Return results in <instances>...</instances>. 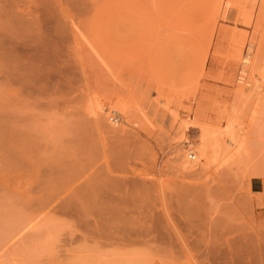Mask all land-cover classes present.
<instances>
[{"label": "rangeland", "instance_id": "rangeland-1", "mask_svg": "<svg viewBox=\"0 0 264 264\" xmlns=\"http://www.w3.org/2000/svg\"><path fill=\"white\" fill-rule=\"evenodd\" d=\"M263 67L264 0H0V264H264Z\"/></svg>", "mask_w": 264, "mask_h": 264}, {"label": "bare ground", "instance_id": "bare-ground-1", "mask_svg": "<svg viewBox=\"0 0 264 264\" xmlns=\"http://www.w3.org/2000/svg\"><path fill=\"white\" fill-rule=\"evenodd\" d=\"M214 2V1H213ZM220 8V7H219ZM218 9V8H217ZM213 10H214V8H213ZM249 49H248V51H247V53L245 54V56H243L242 58H240L239 60L242 62V66L244 67V69H246L247 68V66L249 65V63H250V54H251V52H250V50H251V48H252V44H249V47H248ZM239 54V53H238ZM251 65V64H250ZM261 67V66H260ZM258 68V67H257ZM264 68V67H263ZM259 69V68H258ZM262 69V68H261ZM261 69H260V71H261ZM243 72H244V70H242ZM252 72V71H251ZM262 73V72H261ZM254 74V73H253ZM254 76V75H253ZM253 76H249V78H250V80H253ZM260 78V77H259ZM242 79V78H241ZM255 80V79H254ZM262 80L264 81V76H261V80L259 81V82H262ZM251 82V81H250ZM255 82H257V81H255ZM249 83H247V85H248ZM253 84H255V83H253ZM260 83H258L257 82V84L256 85H254V90H256V91H261L260 89H261V86L262 85H259ZM264 86V85H263ZM258 93V92H257ZM256 94V93H255ZM121 111V110H120ZM119 111V109L117 110V109H114V110H109V112L110 113H112L113 115H115L117 118H121L120 116L122 115V113ZM228 121H229V119H227ZM232 121V119L230 118V121L229 122H231ZM237 121V120H236ZM233 122V121H232ZM231 122V124H233L234 125V123L235 122H233L232 123ZM195 123H198V122H196L195 121ZM195 123H191V125L193 126L192 128H197L196 126H198L199 127V125L198 124H195ZM229 124V123H228ZM190 125V126H191ZM237 125V127L239 126L238 124H236ZM229 127H230V129L229 130H231V131H229L230 132V134H229V132L227 131V127H225L226 129V134L228 135H225V133L223 134V136H227L228 137V139H225V137H224V139L225 140H223L222 141V139L220 140L219 138H222V136H221V134H219L218 133V130L216 131L220 136L218 137V140H216L214 137L216 136L215 134H213V131L214 130H212V133H210V134H212V136L213 137H211L210 135H209V137H208V134H209V132H210V130H208V129H204V126H203V128H200L199 127V129H201L200 130V134L198 135V137H197V139H196V142H197V144H196V146H195V142L193 143L194 145H192V146H190V149H188L187 151H185L186 153L188 152V151H192V154L191 153H189V154H187L186 155V158H187V160L185 161H183L184 163V165L182 164V166L185 168L184 170H186V169H188V171H193V170H196L198 167H200V166H202L203 164L202 163H200V160H206V159H211L212 157V155L211 154H213L214 153V148H215V151H216V149L218 148V147H221L222 145H218V143H217V145L215 146V145H213L212 143H213V139H215L217 142H221V144H222V142H224L223 143V146L222 147H224V150H225V152L227 151V148H228V150H229V148H231V147H233V145H235V144H237V143H239V142H237V138L235 137V136H233L234 134H233V128L231 129V125L229 124L228 125ZM232 127H234V126H232ZM237 127H236V129H237ZM235 128V127H234ZM198 129V130H199ZM238 130V129H237ZM209 131V132H208ZM240 130H238V132H239ZM208 134H207V133ZM215 132V131H214ZM215 132V133H216ZM220 132V131H219ZM221 132H223V131H221ZM220 132V133H221ZM232 133V134H231ZM217 134V135H218ZM238 134V133H237ZM240 136V135H239ZM242 136V135H241ZM212 138V140H210L211 138ZM226 137V138H227ZM236 138V139H235ZM240 138V137H239ZM214 140V141H215ZM239 140V139H238ZM212 141V142H211ZM215 141V142H216ZM215 142H214V144H215ZM237 142V143H236ZM242 142H240V147H241V144ZM224 144H225V146H224ZM239 145H237L238 147H239ZM214 146V147H213ZM218 146V147H217ZM226 146H229V147H226ZM221 147V149H223ZM225 147H226V149H225ZM223 150V151H224ZM231 151H233L232 149H231ZM236 151V150H235ZM238 151V150H237ZM193 153L195 154V156L193 155ZM216 153V152H215ZM227 153V152H226ZM221 154V153H220ZM215 155V154H214ZM227 155H228V153H227ZM185 156V155H184ZM211 157V158H208V157ZM219 156V155H218ZM217 156V157H218ZM197 158V161H192V160H195L196 158ZM230 157H231V154H230ZM231 159V158H230ZM209 160H207L209 163H210V161ZM206 162V161H205ZM207 162V163H208ZM215 162V161H214ZM213 162V163H214ZM212 163V162H211ZM182 167V168H183ZM212 167V166H211ZM207 168V167H206ZM190 212V211H189ZM189 212H187V213H189ZM191 213V212H190ZM193 213V212H192ZM188 215V214H187ZM194 215V214H193ZM187 218L188 217H191V216H186ZM186 218V219H187ZM125 218H123V220H124ZM109 220V219H108ZM107 220V221H108ZM120 221V220H119ZM132 221V220H131ZM109 222V221H108ZM125 223V222H124ZM150 248H151V246H149ZM153 248V247H152ZM146 249V248H145ZM147 249H149V248H147ZM137 250V249H136ZM143 250V249H142ZM142 250H141V252H142ZM157 251H159V250H157ZM138 252V251H137ZM140 252V251H139ZM145 252V251H144ZM124 253V252H123ZM128 253V252H127ZM132 253H133V251H132ZM151 253V252H150ZM116 254V253H115ZM163 254H164V252H163ZM112 255H114V254H112ZM118 255H120L121 256V253L120 254H118ZM136 255V254H135ZM146 255V254H145ZM145 255H142L144 258H146L145 257ZM148 256H150L149 254H147ZM122 256H124V254H122ZM125 256H128V255H125ZM132 256V255H131ZM154 256V255H153ZM135 257V256H134ZM118 258V257H117ZM122 257H120V259H121ZM131 258V257H130ZM133 258V257H132ZM141 258L142 257H140V263L141 262H143V260L141 261ZM156 258V257H155ZM113 259H114V257H113ZM113 259H112V261H113ZM124 259H125V261H127V259L126 258H123V261H124ZM135 259V258H134ZM147 259H149V258H147ZM122 260V259H121ZM128 260H129V258H128ZM132 260V259H131ZM134 261V260H133ZM136 261H137V259H136ZM147 261V260H146ZM119 263H120V260H119ZM146 263H148V262H146ZM110 264V263H109ZM114 264V263H113ZM132 264H133V262H132ZM135 264V263H134ZM136 264H137V262H136Z\"/></svg>", "mask_w": 264, "mask_h": 264}, {"label": "crops", "instance_id": "crops-1", "mask_svg": "<svg viewBox=\"0 0 264 264\" xmlns=\"http://www.w3.org/2000/svg\"><path fill=\"white\" fill-rule=\"evenodd\" d=\"M257 179H259V178H252L250 180V183H249L250 189L253 192V190L255 188L256 191H254V192L264 195V181L263 180L258 181Z\"/></svg>", "mask_w": 264, "mask_h": 264}]
</instances>
